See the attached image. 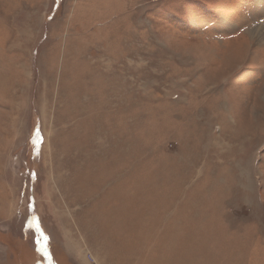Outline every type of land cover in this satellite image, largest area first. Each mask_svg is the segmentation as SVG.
I'll return each instance as SVG.
<instances>
[{"label":"rangeland","instance_id":"rangeland-1","mask_svg":"<svg viewBox=\"0 0 264 264\" xmlns=\"http://www.w3.org/2000/svg\"><path fill=\"white\" fill-rule=\"evenodd\" d=\"M260 28L264 0H0V264H264Z\"/></svg>","mask_w":264,"mask_h":264},{"label":"bare ground","instance_id":"bare-ground-1","mask_svg":"<svg viewBox=\"0 0 264 264\" xmlns=\"http://www.w3.org/2000/svg\"><path fill=\"white\" fill-rule=\"evenodd\" d=\"M260 29H262V28H260ZM254 35H255V37L257 36V38H262V37H264V30L263 29L262 30H257Z\"/></svg>","mask_w":264,"mask_h":264}]
</instances>
